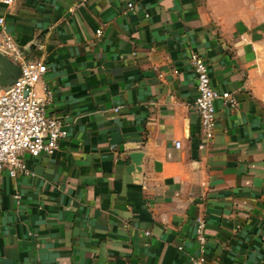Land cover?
I'll use <instances>...</instances> for the list:
<instances>
[{
	"label": "crops",
	"instance_id": "obj_1",
	"mask_svg": "<svg viewBox=\"0 0 264 264\" xmlns=\"http://www.w3.org/2000/svg\"><path fill=\"white\" fill-rule=\"evenodd\" d=\"M0 16L44 61L35 94L52 90L67 132L0 172V264H191L198 214L205 264H264V0H16ZM193 52L237 99L215 100L208 144ZM15 67L0 56V91Z\"/></svg>",
	"mask_w": 264,
	"mask_h": 264
},
{
	"label": "built area",
	"instance_id": "obj_2",
	"mask_svg": "<svg viewBox=\"0 0 264 264\" xmlns=\"http://www.w3.org/2000/svg\"><path fill=\"white\" fill-rule=\"evenodd\" d=\"M16 0H0L6 7H11ZM128 10L133 3L128 2ZM102 29L98 28L95 35L100 37ZM39 50L42 44L37 46ZM0 54L9 58L19 68V76L5 89L0 91V172L7 168L11 176L27 173L22 155L31 156L52 154L58 149L59 141L66 137L67 132L60 119L46 111L53 92L46 89L43 97L35 94V87L45 73L46 65L42 59L26 58L16 41L5 29V19L0 16ZM190 64L195 74L196 96L193 106L199 115L200 133L204 143L211 142L215 127V106L217 98H222L231 106L237 105L233 92L219 93L211 83L206 62L193 52ZM177 148L180 141L175 142ZM195 240L197 253L190 255L191 264H205L206 254V219L203 214L194 218ZM148 234V232H146ZM181 249V247H179Z\"/></svg>",
	"mask_w": 264,
	"mask_h": 264
},
{
	"label": "water",
	"instance_id": "obj_3",
	"mask_svg": "<svg viewBox=\"0 0 264 264\" xmlns=\"http://www.w3.org/2000/svg\"><path fill=\"white\" fill-rule=\"evenodd\" d=\"M0 56L3 58L4 70H9L10 65H13V66L16 65L9 58L4 56L3 54H0ZM13 71L15 72L14 74H16V76L14 75V80H15L19 76V68L17 67V65L13 69ZM129 157H131L133 159V162L138 165L139 161H140V157H141V152H132L129 154Z\"/></svg>",
	"mask_w": 264,
	"mask_h": 264
}]
</instances>
